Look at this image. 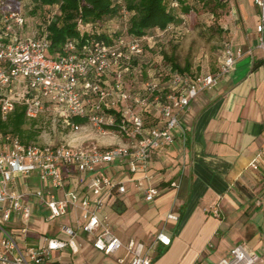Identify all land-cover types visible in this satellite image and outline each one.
<instances>
[{
  "label": "built area",
  "instance_id": "2783aa9c",
  "mask_svg": "<svg viewBox=\"0 0 264 264\" xmlns=\"http://www.w3.org/2000/svg\"><path fill=\"white\" fill-rule=\"evenodd\" d=\"M252 1L259 9L254 47L225 43L214 73L169 72L163 87L149 80L140 93L125 75L130 72L131 59L143 54V39L118 36L111 42L91 39L82 45L73 40L47 56L49 44L44 37L36 31L25 34L23 4L0 0V125L22 108L27 120L49 117L56 128L72 135L88 129L101 135L112 132L123 139L108 147L74 139L23 144L0 128V264H45L53 252H75L77 230L92 236L93 248L105 255L123 247L106 219L99 216L113 192L125 191L120 182L105 175V168L126 163L132 173L146 172L154 154L177 137L185 138L181 116L190 102L214 89L244 56L253 58L255 50L262 54L259 64L264 76V0ZM120 17L126 27L124 8ZM153 112L159 113V121L147 125L145 119ZM260 166L264 169V145L250 162L253 170ZM33 178L37 186H31ZM138 186L146 202L160 194L157 188L143 187L140 180ZM37 206L45 221L77 214V230L62 225L65 239L41 234L37 244H29L28 226ZM212 214L218 216L216 207ZM167 218L177 219L174 214ZM156 242L167 246L169 239L159 233ZM143 248L141 243L126 246L132 255L130 264H150ZM263 263L264 240L256 251L236 244L215 264Z\"/></svg>",
  "mask_w": 264,
  "mask_h": 264
},
{
  "label": "crops",
  "instance_id": "0c3cea01",
  "mask_svg": "<svg viewBox=\"0 0 264 264\" xmlns=\"http://www.w3.org/2000/svg\"><path fill=\"white\" fill-rule=\"evenodd\" d=\"M230 2L231 46L254 47L258 7L252 0ZM184 17L189 15H181ZM261 55L255 50L253 58L244 56L214 89L190 102L181 116L185 138L177 137L172 145L154 154L146 172L132 173L126 163L105 168V175L125 188L124 193L113 192L99 213L122 242L119 251L109 255L96 251L93 237L77 230V214L60 217L63 223L45 221L37 206L28 226L29 244H37L41 234L65 239L62 225L77 230V250L53 252L45 264H130L132 255L126 249L130 243L143 245L150 264H215L239 243L247 251L258 250L264 240V169L253 170L250 162L264 145ZM106 136L98 134L87 140L101 147L123 142L116 134ZM82 141L77 139V143ZM138 180L143 187L157 188L159 196L144 201ZM30 182L38 185L35 178ZM116 202L122 211L116 209ZM215 207L218 216L212 214ZM169 214L177 219H168ZM159 233L169 239L167 246L156 242ZM159 247L166 249L154 259Z\"/></svg>",
  "mask_w": 264,
  "mask_h": 264
},
{
  "label": "trees",
  "instance_id": "16d2710c",
  "mask_svg": "<svg viewBox=\"0 0 264 264\" xmlns=\"http://www.w3.org/2000/svg\"><path fill=\"white\" fill-rule=\"evenodd\" d=\"M12 1L23 4L24 16L25 14L35 16L41 11L48 12L38 24L36 32L38 36L44 37L48 42L49 47L47 53L50 55L58 51L60 52L65 43L73 40L77 41L78 45H82L91 39L111 42V39L118 36H128L143 39V43H145L148 39H152L156 30L160 31V35L169 32V30H179V22L183 19L181 15H187V13L192 11V7L184 0ZM196 1L199 2V0ZM206 2L208 0H201L202 4ZM121 8H124L127 12L126 27L123 26V29L120 31H113L115 36L104 33L100 23H103L109 18L119 17ZM52 9L55 10L52 12ZM177 11H180V13L178 14ZM141 56H134L131 59L130 72L125 75V80L132 85L134 83L130 80L129 76L135 70L133 63L139 61ZM164 57L170 61V72L194 75L188 72L190 69L189 64L180 67L171 56L164 55ZM145 120L147 125L155 124L159 121V119H153V117H146ZM0 128L4 132H9L17 136L23 144H28L35 140L39 134L37 120H27L22 108H17L8 117L7 121L0 125ZM115 207L117 210L122 211L118 202H116ZM165 249V247H159L154 259L161 256Z\"/></svg>",
  "mask_w": 264,
  "mask_h": 264
},
{
  "label": "rangeland",
  "instance_id": "374dc122",
  "mask_svg": "<svg viewBox=\"0 0 264 264\" xmlns=\"http://www.w3.org/2000/svg\"><path fill=\"white\" fill-rule=\"evenodd\" d=\"M184 1L189 3L192 11L187 13L189 17L181 19L179 30H169L163 35H160V31L156 30L150 43L147 41L142 43L143 54L139 61L133 63L136 72L134 70L129 76L130 80L133 79L136 91L141 93L143 84L149 80H156L161 87L165 85L171 65L164 55L171 56L180 67L189 64L188 72L192 74L215 72L223 44L231 41L230 15L233 6L230 0H208L205 4H202L201 0L199 2L196 0ZM54 10L52 9V12ZM47 13V11H41L35 16L25 14V34L32 35L37 31L38 24ZM177 13L179 14L180 11ZM100 25L104 33L115 36L113 31L123 29L124 20L120 16L109 18ZM46 55L50 54L46 53ZM152 117L153 119L159 118V113L153 112ZM37 127L39 134L30 143L53 144L79 138L85 141L98 135L95 131L88 129L72 135L61 127L56 128L49 117L38 119ZM106 135V137H112L114 133ZM56 221L65 222L64 218L56 219Z\"/></svg>",
  "mask_w": 264,
  "mask_h": 264
}]
</instances>
